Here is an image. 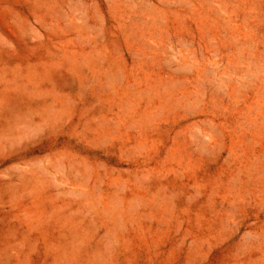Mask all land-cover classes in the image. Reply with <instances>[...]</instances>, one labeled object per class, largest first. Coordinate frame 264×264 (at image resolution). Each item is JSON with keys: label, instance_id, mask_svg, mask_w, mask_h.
<instances>
[{"label": "rangeland", "instance_id": "1", "mask_svg": "<svg viewBox=\"0 0 264 264\" xmlns=\"http://www.w3.org/2000/svg\"><path fill=\"white\" fill-rule=\"evenodd\" d=\"M0 264H264V0H0Z\"/></svg>", "mask_w": 264, "mask_h": 264}]
</instances>
